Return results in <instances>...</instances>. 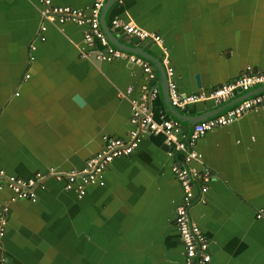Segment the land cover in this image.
<instances>
[{
  "label": "crops",
  "instance_id": "crops-1",
  "mask_svg": "<svg viewBox=\"0 0 264 264\" xmlns=\"http://www.w3.org/2000/svg\"><path fill=\"white\" fill-rule=\"evenodd\" d=\"M94 1L51 3L89 15ZM43 10L39 0H0V168L21 178L45 175L34 200H11L8 187L0 192L8 207L0 264H178L184 248L174 219L183 188L172 166L184 157L163 133L141 130L135 151L110 162L103 183L87 185L82 196L54 173L82 169L106 135L129 138L137 129L132 103L145 84L149 93L156 89L152 117L177 121L178 140L195 123L264 90L174 106L166 72L174 69L183 93L263 72L264 0H105L100 24L109 42L156 60L142 56L153 78L125 58H98L104 46L85 42L87 23L48 20ZM114 19L162 41L129 35ZM196 148L201 161L190 164L211 179L190 214L209 240L208 264H264V105L206 132Z\"/></svg>",
  "mask_w": 264,
  "mask_h": 264
},
{
  "label": "built area",
  "instance_id": "built-area-1",
  "mask_svg": "<svg viewBox=\"0 0 264 264\" xmlns=\"http://www.w3.org/2000/svg\"><path fill=\"white\" fill-rule=\"evenodd\" d=\"M39 1L44 5L43 16L48 20H57L61 23L66 21L87 23L89 29L84 34L85 42L92 45L95 41H99L104 46V50L97 51L98 58H125L131 63L141 66L149 78L154 77L150 61L138 54L128 53L115 47L109 42L100 24L101 9L105 0H95L89 15L76 7L53 5L51 0ZM112 24L139 39L149 38L160 43L162 41L161 35L158 33L148 31L133 22L114 19ZM44 29L45 26L43 25L42 30ZM166 72L169 77L168 89L171 103L180 107L207 99H213L216 102L227 101L234 96L237 90L248 92L255 86H264V71H248L214 87L209 92L183 93L179 91L177 83L173 79L174 69L167 66ZM155 92L156 89L152 88L149 93V88L145 84L139 98L133 100L131 121L137 126V129L130 132L129 138L106 135L104 147L91 155L82 169L70 171L66 176L59 173H54V176L58 179L65 178L67 189H73L82 196L86 192L87 185L103 183L104 171L110 162L117 157L130 155L135 151L140 143L141 130L163 133L166 143L169 146L173 144L175 151H181L184 157L182 162H176L172 166V171L183 188L182 202L176 208L174 219L184 248V259L178 264H208L211 260L209 240L190 214L192 206L196 202L204 200V194L208 191V183L211 179L209 171H199L190 164L201 161V154L196 148L197 139L215 127L232 123L246 112L264 105V90L240 99L222 113L195 123L185 140L177 139L180 132V124L177 121L164 120L158 122L152 117L148 102ZM171 152L173 153V151ZM44 179L45 175L42 172H37L30 178H21L8 175L4 169L0 168V192L4 187H8L13 192L11 200L19 198L34 200L36 198L35 187L37 185L43 186ZM7 213V205L0 204V252L3 250L2 240L6 232Z\"/></svg>",
  "mask_w": 264,
  "mask_h": 264
},
{
  "label": "water",
  "instance_id": "water-1",
  "mask_svg": "<svg viewBox=\"0 0 264 264\" xmlns=\"http://www.w3.org/2000/svg\"><path fill=\"white\" fill-rule=\"evenodd\" d=\"M104 21H105V19H104ZM109 32V31H108ZM106 34V33H105ZM113 38V37H112ZM113 40H114V38H113ZM113 44L116 46V45H119V47H121V48H123V49H126L127 51H130V52H133L134 50H133V48L132 47H129V46H127V45H125L124 43H122L121 41H119V40H117L116 42H113ZM136 53L137 54H139V55H141V56H144V57H147V55L146 54H144L143 52H141L140 50H137L136 51ZM148 58V57H147ZM148 59H150L151 60V62L154 64V65H156V60H153L151 57H149ZM160 63V62H159ZM162 69H163V71H164V67L162 66ZM162 71V72H163ZM196 81H197V84L200 86V76L197 74L196 75ZM76 100L79 102V103H82L83 102V100L80 98V97H76ZM169 100H170V95H169ZM170 102H171V100H170Z\"/></svg>",
  "mask_w": 264,
  "mask_h": 264
}]
</instances>
